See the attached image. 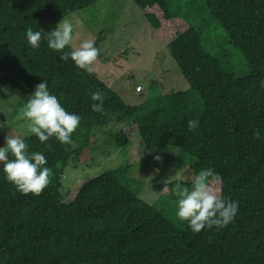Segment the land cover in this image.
I'll use <instances>...</instances> for the list:
<instances>
[{
  "label": "trees",
  "instance_id": "obj_1",
  "mask_svg": "<svg viewBox=\"0 0 264 264\" xmlns=\"http://www.w3.org/2000/svg\"><path fill=\"white\" fill-rule=\"evenodd\" d=\"M98 1L0 0V92L26 97L44 80L61 106L80 116L70 145L49 138L46 148L25 137L50 169L39 196L21 195L0 173V264H264V0H204L227 43L243 56L249 68L243 77L222 66V51L203 48L204 21L172 12V0H130L188 84L139 105L124 103L92 66L77 69L43 39L36 50L24 40L26 29L47 32ZM99 43L98 37L94 46ZM92 91L105 97L102 113L90 110ZM112 115L131 121L101 133L117 148L138 140L149 155L168 148L186 154L196 170L218 172L220 195L238 202L233 222L198 233L186 222L178 228L122 184L115 170L85 176L61 192L66 167H76L84 150L94 152L95 129L109 125ZM189 119L199 121L191 132Z\"/></svg>",
  "mask_w": 264,
  "mask_h": 264
},
{
  "label": "rangeland",
  "instance_id": "obj_2",
  "mask_svg": "<svg viewBox=\"0 0 264 264\" xmlns=\"http://www.w3.org/2000/svg\"><path fill=\"white\" fill-rule=\"evenodd\" d=\"M188 1L172 0V12L187 16L191 22L204 21L205 27L201 29L200 36L203 48L211 54L222 51V66L228 67L236 77L246 76L249 68L243 56L227 43L226 33L209 16L204 0H192L193 6ZM142 17L130 0H99L91 8L63 18L73 24L72 45L77 47L82 40L92 39L94 42L100 38V45H97L100 58L91 65L95 71L90 68L95 74L99 73L97 77L117 92L127 105H139L153 96L188 89L173 60L151 34L154 32ZM139 88L140 93L135 92ZM3 92H0V146L6 135H18L25 131V122L17 118L25 97L10 90L6 91L7 95ZM130 122L129 119L112 115L109 125L95 129L100 133L97 142L91 144V151L94 152L88 156V150H84V154L76 159V167H66L61 192L73 188L85 176L115 170L119 181L128 186L133 194L152 205L179 228L184 221L175 216L174 186L177 183L189 184L191 173L196 171L193 161L186 154L168 148L167 152L164 150L149 155L142 150L138 140L120 149L113 139L102 135L105 133L108 136Z\"/></svg>",
  "mask_w": 264,
  "mask_h": 264
},
{
  "label": "clouds",
  "instance_id": "obj_3",
  "mask_svg": "<svg viewBox=\"0 0 264 264\" xmlns=\"http://www.w3.org/2000/svg\"><path fill=\"white\" fill-rule=\"evenodd\" d=\"M43 32V36H42ZM73 24L68 19H60L53 28L44 32L37 28L26 29L24 40L33 50L46 41L49 50L60 53L59 59H69L74 67L87 72L98 58L99 50L92 39L82 40L77 47H71ZM69 51H64L65 47ZM90 110L102 113L105 97L100 91L89 94ZM17 118L25 122V131L18 135H6L0 146V173L5 181L13 185L21 195L36 197L50 183V169L42 152L29 151L25 137L32 135L38 142L55 139L61 145L72 143L71 134L80 121L78 114L66 111L57 97L49 92L46 81L40 80L30 94ZM186 130L195 129L198 119L185 122ZM259 138L260 133H254ZM190 186L175 184V216L186 222L192 233L201 229L220 230L233 222L238 211V202L220 195L222 184L219 173L212 167H202L191 173Z\"/></svg>",
  "mask_w": 264,
  "mask_h": 264
}]
</instances>
